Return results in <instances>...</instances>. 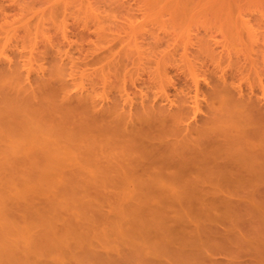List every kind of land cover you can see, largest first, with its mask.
<instances>
[{
    "label": "bare ground",
    "instance_id": "1",
    "mask_svg": "<svg viewBox=\"0 0 264 264\" xmlns=\"http://www.w3.org/2000/svg\"><path fill=\"white\" fill-rule=\"evenodd\" d=\"M5 4L3 5V2L0 1L1 16L8 9H6ZM13 15H16V13ZM19 15L17 14L19 18L16 19H6L3 23L0 21V263L3 259L5 260L4 257H9L12 262L17 258L19 250L26 249L31 252L34 250L35 253L39 254V252L47 251L45 247L47 246L48 248L49 246L50 249L47 252H51L59 244V246H62L70 242L69 240L72 237L75 238L78 235L77 238L79 239L83 234L79 236L81 232L79 228L75 229L77 223L75 225L72 223L71 216L62 218V214L65 217L64 209L72 210L76 222L80 218L88 220L85 225L80 224L82 222L77 224L78 226H85L86 235L88 236H86V240L92 237L98 238L100 237L99 235L105 237L103 235V225H101V223L104 224L105 216L103 217V213L99 209L101 206V204H98L100 203L99 199H96L98 203L94 202V205H92V199L89 200L86 197L90 192H95L98 195L107 193L115 195L114 209L116 208V211L119 210V213H117L118 211L116 212L119 214V216L117 215L118 218L124 217L123 222L129 221L131 224V218L141 214V217L139 215L136 222L133 218L132 224L135 223V226L141 229L143 227L144 229L142 230H146V227L149 228L150 224L153 228L154 221H156L155 225L160 224L161 227L163 226L162 222L165 223L164 218H162L161 223H158L161 217L157 215H162L161 213L158 214L159 211H171L168 213L169 218L171 217L170 213H172L174 220L182 216L180 223H183L182 225L185 224L186 227L187 222L190 220L189 211L192 213V210H197L203 214L224 211L230 215L244 209L248 210L251 208V210H255L257 206L264 209V85L261 84L263 80L262 82L259 81L260 83L258 84L261 86L258 89H261L257 90V92L256 84L247 80L252 76L246 77L248 76L247 72H250L247 71L249 65L248 67L246 65L247 68L244 69L246 72L239 67L242 76L239 81L241 82L247 78L246 80L249 82L247 84L249 85L247 87L249 91L246 92L243 84L235 80L236 76H238L236 75L237 70L235 74L232 72L236 65L241 64V62L236 63L234 69H230L231 75L225 73L226 71L220 73V71H217V67L213 70L205 68L206 71L204 70L203 73L205 77L201 81L196 76V71L198 70L196 65L198 63L196 65L184 64L180 66L177 70L182 71L185 76L183 77L177 70L176 72L172 68L167 67L166 63H162L159 57L160 61L156 63L157 66L155 64L152 66L155 69L152 73L154 77H149L150 82L149 79L148 82L145 81V77L144 81L141 82H139L141 79H135L134 77V79H131L132 86L140 91L138 97L133 94L135 95L134 98L130 92L136 93V91H133L126 81L130 75L132 78L134 73L141 70L136 72H134V68V71L128 70L130 64L127 61L130 60L131 57L129 58L128 56L131 54H128V56L126 54L129 51H125V54L115 49L119 53L116 55L112 45L113 47L111 48L106 46L109 51L95 55V51L98 52L102 48L97 50L94 47L96 50L94 49V52H91L92 55L89 51L86 52L87 54L89 52L91 56L86 55L84 57L81 53L84 59L93 57L89 60L85 59L78 65L77 61L79 60H74L77 56L69 58V48V51L65 54L73 62L68 67V62L64 59L65 54H63L67 49L64 51L62 43V45H54L51 43L53 42L52 40L49 45L46 39L44 41L46 43H43L44 46L41 45L43 47H41V50H39V47L35 48L33 47L34 45L32 46V39L36 38L37 35L40 37V33L43 34L44 32L42 27L37 24L39 18L36 23L34 22V24H37L34 31L32 29V21L27 17L29 15H25L28 20L25 16L20 17ZM50 15L53 16L54 14L51 12ZM7 17L9 16L7 15ZM49 18L51 17H47V19ZM42 26L45 28L44 24ZM20 29L23 30L22 35H19ZM41 30L43 31L41 32ZM65 34L67 33L65 32ZM43 35H46V33ZM101 38L104 39V37ZM105 38H108L107 35ZM64 42L66 43V41ZM32 47L38 49V55L34 54L35 49ZM186 49H189V47ZM136 52L138 53V51ZM121 53H124L129 59L125 60L123 58L124 55ZM33 54L34 56L36 55V58ZM145 54L147 53L145 52ZM165 56L163 58L165 59L164 61L167 59ZM156 57L155 59L158 60ZM78 58L80 57L78 56ZM216 59L218 58L216 57ZM80 60L82 59L80 58ZM139 60L141 61V58ZM34 61L40 63L33 68L32 63ZM46 61L52 62L51 65H54V70L49 68L52 70L49 71L50 73L48 72L49 76H46L48 75L46 73L48 69L45 68ZM140 61L137 63L138 65ZM149 61L150 59L147 62ZM180 62L177 66L182 65ZM216 62L215 60L214 63ZM96 64L101 66L100 68L97 67L94 72L92 68ZM137 64L135 65L134 63L133 66L135 65L136 67ZM217 64L219 68L221 64L219 62ZM88 67L91 68L89 73L93 72L96 75L90 76V73L87 76V78H95H88V80L92 79L89 80L90 83L86 82L90 88L87 89V93L84 90L85 93L80 91L82 89L77 90V85L80 86L79 83L76 85V91L73 92V83H70L66 78L78 74L80 70L85 74ZM229 67L231 66L229 65ZM252 69L251 65L249 70ZM78 70L79 72L76 73ZM32 72L35 73L34 83H32ZM142 75L144 74L142 73ZM190 75H192L191 80L189 79ZM255 75L257 74L253 76ZM78 76L82 78L80 75ZM72 79L74 80L75 78L72 77ZM33 84H36V86H33ZM100 87L104 88L100 91L104 90L105 92V89L111 88L112 90L115 89L116 92H113V95L110 94L112 96L104 103L102 99L105 98L101 100L97 98V96L101 95V92L98 95ZM156 87L159 91L155 90L156 93H153ZM129 88L132 91L129 92ZM160 88L163 93L164 91L169 90L170 92L172 90L178 96V103L174 100L167 104L164 103L163 99L165 98L163 97L167 94L169 96V92H165L166 94L163 95L160 93ZM260 90L263 91L262 94ZM106 94L108 93L106 92ZM159 94L161 95L159 96ZM104 95L105 93L101 96ZM201 97L203 99H200ZM38 189L43 192L45 198L50 199V201H47L48 205L45 201L46 205L44 207L46 209H43L44 207L38 208L40 211L44 210V212L40 213L37 210L40 215L35 212L36 218H34V213L31 212H34V208L37 209V207H34L30 212L28 206L33 207L34 205H31L30 199L27 201L30 204L26 203L23 208L26 207L24 210H27V213L29 212L30 217L33 216L34 220L28 218L31 223H24L21 220L18 222L7 216V213L11 212L12 207H14L13 200L18 199H13L12 196L7 197V195L4 197L5 194L3 193L8 192L15 197L21 198L22 196L23 198L27 194L33 196L39 191ZM240 193L243 196V193H245L246 198L249 195L248 198L251 197V199L247 201L241 197L242 200L233 198L238 194L241 195ZM256 195H258V198L259 196L263 197L260 201L255 202L254 197ZM78 197L80 198L78 199ZM8 199L12 200V203L9 202L11 203L10 207L7 205ZM26 199L28 198L26 197ZM20 200L18 201L20 202ZM109 201L110 199L107 202ZM15 203L18 204V202ZM5 205L9 208H6ZM95 206H98V208ZM23 208L21 207L22 210ZM51 208L53 212H51ZM124 209L130 210L127 211L128 213L134 212L129 213V216L128 213L122 211ZM145 209L146 211H154L153 216H156L155 219L152 215H149L150 218L147 219L146 223H143L141 220H144L147 214L144 211ZM47 210H51L50 214L54 213L53 216L48 215L49 212ZM138 211L140 212L139 214ZM143 211L145 214L142 213ZM100 212L103 219L99 214ZM186 212L188 214L182 215V213L185 214ZM67 213L70 215L69 211ZM92 213L93 216L96 214L94 220L91 218L92 215H90ZM195 213L198 217V213ZM225 213L222 214L225 215ZM178 214H181V216H176ZM203 214L200 213L199 215ZM207 216L209 217V215H206L203 218ZM39 218H41V221L38 220ZM122 218L119 219L120 222ZM63 219L65 222L61 226L63 229H61V227H57L56 223ZM66 219H70L71 222ZM117 219L116 222H118ZM151 219L154 220L152 221ZM198 219L196 218L195 221L197 220L198 222ZM98 220L101 221L98 223ZM174 220L171 221L174 222ZM116 222L114 227L116 225L117 231L118 226L121 227L123 222L118 224ZM149 222L151 223L148 224ZM200 223L201 225L195 222V225L200 231V235H203L202 227L206 230L207 228L202 225L203 222ZM130 224H127V229L128 231L131 229L132 232L134 227L129 228ZM39 225L40 227L43 225L45 229H36ZM98 225H101V227ZM98 227L100 228L99 230L96 229ZM180 227L184 228L183 226ZM164 228L162 227L163 231ZM166 228L169 230V234L164 235L168 230L165 232L159 231L161 232V237L162 235H169L173 236L171 237L172 240L173 238L175 239L177 235L174 236V234H177L178 231L175 232L174 228L170 229L169 226ZM157 229L161 230L160 227H157ZM75 230H77V233L74 232ZM101 230L103 232L99 233ZM185 230L186 228H184L183 232H186ZM78 231L80 232L79 234ZM124 231L126 230L123 229L122 232L119 231V234H117L121 236ZM138 232L140 234L142 232V235L144 234V231ZM88 234L94 235L90 237ZM156 234L152 235L155 236ZM149 235L147 233L146 237H149ZM205 235L207 236L208 234L204 232ZM164 236L160 237V239L169 238ZM54 237L58 239V243L52 240ZM146 237L141 236L143 239ZM138 239H140V236ZM180 239L184 240L186 237L183 238L181 236ZM167 240L171 242L170 238ZM166 243L167 241H164V246ZM161 244L163 245V242ZM161 244L158 245V248L161 247ZM169 245L172 247V244L169 243L167 246ZM42 246H44L45 250L40 251ZM162 248L163 246L159 249ZM54 249L53 252L58 247Z\"/></svg>",
    "mask_w": 264,
    "mask_h": 264
},
{
    "label": "rangeland",
    "instance_id": "2",
    "mask_svg": "<svg viewBox=\"0 0 264 264\" xmlns=\"http://www.w3.org/2000/svg\"><path fill=\"white\" fill-rule=\"evenodd\" d=\"M0 1L3 2V5L5 3H7L5 5H6V9L8 8L7 14H6V12H7L6 11V12H4V14H2V16L0 15V19H1L0 21L2 23L4 21H6V19L12 20V19L19 18L17 16V14L18 15L22 14V15H19L20 17H23L27 14L30 16V17L29 16H27V17H28V19L30 18L29 20L32 21V29L34 31L36 30L35 25L38 24L39 26L42 27V29L44 30L43 34L46 33V35H43L40 33V37L38 35L36 36V38L39 37L37 39V41H35V39H36L35 37L32 39V46L34 45L33 47H35V48L39 47L40 48L39 50H41V47L44 46L43 43L44 44L46 43V42H44V41H46V39H47V42H49V45L51 43L54 45L55 44H57V45L63 44L64 51H65V49H67L66 52H63V54L67 53V51H69V48H70V52H69L70 56L69 55L68 56H69V58H74L75 56H77V58L75 57L74 60L75 61L79 60V61H77L78 65L80 62L82 63L86 59V58L84 59L82 57L83 56L86 57V55L91 56L92 55L91 52L92 51L94 52L95 48L97 50L102 48V49L98 50V52L95 51V53H94L95 55L101 54V52L105 53V52L109 51L108 48H106V46L110 47V48L114 46V51H115V49H117L116 51L119 50L120 52H124L125 54H126V52L129 51L126 54V56H128V54H131L128 56L129 58L131 57L130 60L127 61L130 64L128 67V70H130V69L133 70V68L135 70V71L133 70L134 72H136L137 70H141V71H137L136 73H134L132 78L130 75L126 81L127 85L129 87H131L133 89V91H136V93L135 92L132 93V92H130V91H132V90H130L131 88H129V92L132 95L136 94L137 95L136 97H138L140 95L139 94L140 91L138 88H134L132 86L131 79H134V78L139 79V80L141 79L140 81L138 80L139 82H141V81H144V77H145V81L148 82V79H149V82H150L151 81L150 78L152 76L154 77V75L152 73H153L155 68H153L152 66L154 64L156 65V63H158L160 60H162V63H166V66L170 67V69L172 68V70H174V71L179 69V67L183 66L184 64L196 65V63H198L196 65L197 66L196 68H198V70L196 71L197 72L196 76L199 77L198 79H200L201 81H203V79L205 77L203 73H204V70L206 71V69L207 70H213L214 68L217 67L216 69H217V71H220V73H224L226 71L225 73H228V75L229 74L231 75L232 73H230V72L232 69H234L235 64L238 62H241L242 65L239 63L240 66L236 65V68L234 70H232V72L234 74L236 73V70H237L236 75H238V76H236L237 78H235L236 82L242 83L246 92L249 91V88H247V87H249V85H247L249 83L248 81H250V83L253 81L256 84V86H257L256 91L261 89V88L258 89V87L261 86L258 83L262 82V80H263V82L261 84L264 85V0H0ZM10 9L12 10V12ZM9 10H10V13H9ZM51 10H53V11H51ZM17 12H19V13H17ZM51 12H52V14H54L53 16L50 15ZM15 13H16V15H13ZM7 15L9 17H7ZM42 16L46 19H44ZM47 17H51V18L47 19ZM4 18H5V20H4ZM25 18H26V16H25ZM38 18H39V20L37 22ZM20 19H22V18H20ZM39 21H40V23H39ZM34 22L35 23L37 22V24H34ZM43 24L45 25V28H44V26H42ZM18 25H20V24H18ZM43 30H41V32ZM22 32H23V30L20 29L19 35L20 34L22 35L23 34ZM65 32L67 34H65ZM109 34H110V36H109ZM75 35H77V36H75ZM106 35L108 37L107 39L105 38ZM100 36L104 37V39L101 38ZM47 37H49V38H47ZM66 37H67V39H66ZM69 37H70V39H69ZM41 38L43 41L41 40ZM98 39H100V40L97 41ZM52 40H53V42L50 43V41H52ZM69 40H71V41H69ZM101 40H102V42H100ZM64 41H66V43ZM107 41H109V42H107ZM121 41L123 42V44ZM36 44H38V45H36ZM110 44H111V46H109ZM69 45H70V47H69ZM119 46H123V47H119ZM188 47H189V49H186ZM35 48H33V49H35ZM71 48H72V50H71ZM82 49H84V50H82ZM139 50H140V52H139ZM172 50H174V51L172 52ZM87 51H89L91 55H89V52L87 54L86 53ZM136 51H138V53ZM188 51H189V53H188ZM38 52H39L38 49L34 50V54L36 53V55H38L37 54ZM145 52L147 54H145ZM81 53L83 56H81ZM124 53H121L124 55L123 58L125 60L129 59L128 57L125 56ZM157 53H158V55H157ZM164 53H165V55L166 54L167 55L165 56ZM34 54H33V56H34ZM115 54L118 55L119 53L116 52ZM71 55H73V56H71ZM170 55H172L173 57L172 56L170 57ZM66 56H67V54H65L64 59L68 62V67H70L73 61H72V59L69 60V58ZM78 56L82 60H80V58H78ZM164 56H165V58H167L166 61H164L165 59H163ZM92 57H89V59H91ZM142 57H144L145 59ZM148 57H150V58H148ZM155 57L158 58V60L155 59ZM159 57H160V60H159ZM194 57H196V58H194ZM216 57L218 59H216ZM140 58H141V61L139 60ZM193 58H194V60H193ZM246 58H247V60H246ZM52 59H53V57H52ZM89 59H86V60H89ZM148 59H150V61H149L150 63L147 62ZM183 59H184V61H183ZM134 60H135V62H134ZM138 60L140 61L139 65L137 64L139 62ZM154 60H155V62H154ZM181 60L183 63L180 62ZM215 60L217 62H219V64H221L222 66L219 65V68H218L217 62L214 63ZM69 61H71V62H69ZM178 61L182 65L177 66V64H179ZM186 61H187V63H186ZM188 61H189V63H188ZM191 61H194V62H191ZM142 62H143V64H142ZM145 62H146V64H145ZM167 62L169 65L167 64ZM247 62H249V63H247ZM39 63L40 62H38V61L37 62L34 61L32 63L33 68H34V66H38L37 64H39ZM134 63H135V65L137 64L136 67H135V65L133 66ZM51 64H52V62L46 61L45 68H47L48 70H46V69L45 70L47 71L46 72L47 74L49 71H52L50 69L54 67V65L52 66ZM175 64H176V67H175ZM140 65L143 67H141ZM144 65H146V66H144ZM201 65H203V66H201ZM211 65H213V66H211ZM229 65L231 67H229ZM246 65H247V67L249 65L247 71H250V72H247L248 76L245 75L246 77L249 78L250 75L253 76L254 74H257V75L259 74V75L258 76L255 75L253 77L251 76V78H249V79L246 78L248 81L246 79H244L243 81L240 82L239 80H240V77H242V76H241V72L239 71V67H241V69L244 70L247 68ZM251 65H252L253 69L249 70V68L251 69ZM92 66H94V65H92ZM100 66L101 65L98 64V66H97V64H96L95 67L92 68V71L94 70V72H95L97 67L100 68ZM257 66H258V68H257ZM130 67H132V68H130ZM210 67H211V69H210ZM222 67H223V69H222ZM90 69L91 68L88 67L87 73H85V74L81 70H80V72L78 70L76 72V73L79 72L78 74H76L77 76L76 75H74L75 77L74 76H70V77L68 76L66 78L69 80L70 83H73V85H72L73 86V92L76 91V85L80 83L81 88L79 85H77V90L82 89L80 91L84 90L87 93V89L90 88V87H88V85H89L88 83H90L89 80H92V79L88 80V78H93V77L87 78V76H88V74L90 75V73H91L90 76L94 75L93 72L89 73ZM53 70H54V68H53ZM221 70H222V72H221ZM253 70H254V72H253ZM244 71L246 72V70H244ZM34 72H35V70H34ZM34 72H32V83H34V81H35L34 78H35L36 72L35 73ZM259 72H261L262 74ZM40 73H42V72H40ZM142 73L144 75H142ZM178 73H181L180 75L185 77L182 74V71L179 70ZM78 75H80L82 78L85 76V78H87V79H85V78L82 79ZM201 75H203V76H201ZM46 76H49V74ZM94 76H96V75H94ZM191 76L192 75L189 76L190 80H191ZM72 77L75 79L77 77V79L73 80ZM136 77H138V78H136ZM70 79H72V81H70ZM93 79H95V78H93ZM253 79L257 82H255ZM81 80H85V81L81 82ZM77 81H80V82L77 83ZM86 82H88V83H86ZM83 83H86V84H83ZM33 86H36V84L35 85L33 84ZM82 86H84V87H82ZM83 88H85V89H83ZM101 89H104V88H102V87L99 88L98 95H99V92H101V95H103L105 93V95H107L108 97L105 95L104 96L99 95V96H97V98L100 100L102 98H105V99H102L104 101V103L109 100L108 98H110L113 95V92L114 93L116 92L115 89H113V90H115V91H113L111 88L105 89V92H104V90L100 91ZM135 89H137V90H135ZM246 89H248V90H246ZM155 90H157V87L154 88L153 93H156ZM161 90L162 89L160 88V91ZM110 91H111V93H110ZM157 91H159V89ZM171 91L172 90H170V92H169V90L164 91V93L162 91L160 92L163 95L166 94L165 92H167V93L169 92V96H167L168 95L167 94L163 97L165 99H163L161 97L165 101L164 103H166V104L172 100H174L175 102L178 103V96H176L175 93L173 91L172 92ZM106 92L108 94H106ZM262 92L263 91L260 90L261 94H262ZM110 94H112V95H110ZM131 94H130V96L132 97ZM161 94H159V96ZM133 96L135 98V95H133ZM200 99H203V97H201ZM216 106H217V104H216ZM201 112H204V111H201ZM200 116H201V114H200ZM36 190H35V192H36ZM38 190L39 191L36 192L35 194H33V196H30V194H27L28 196L26 195V197L28 199H26L25 195L23 196V198L21 196V198H22L21 199L19 197H15L14 195H12V193H8V192L3 193V194H5L4 197L7 195V197L12 196L13 199L14 198H16L18 200L21 199L20 202L18 200H13L15 205L13 204L14 207H12L11 212H8L5 209L6 212H8L7 216H10L11 219L13 218V220L15 219L18 222L21 220L22 222L24 221V223L25 222L31 223L28 220V218H32L31 220H34L33 216H34V218H36L35 212H37V210L40 213H42V211L44 212V210L40 211V209H38V208L39 207L43 208L44 205H46L47 201H50L49 198L47 199V197L46 198L44 197L43 192H41L40 189H38ZM43 191H45V190H43ZM90 193H88L86 195V197H88L89 200L92 199V201H93L92 205H94V202L98 203L97 202L98 199L100 202L98 204H101L99 209H101L100 211H102L103 217L105 216L104 217L105 221H103L104 224L101 223V225H103L102 226V228L104 229L103 235H105V237L99 235L100 237L96 236L98 238L92 237V238H89L86 240L87 231L85 230V226H82V225L78 226L77 224H78V222H82L80 224L85 225L87 223L86 221H88V220H82L80 218L81 220L77 219L78 222H76V220L74 219V216L72 214L73 213L72 210L64 209L66 212L69 211L70 215H68V213L66 214V212L64 211L65 217L62 214V218H69L71 216L72 223L74 225L77 223L75 225V229L79 228V231L81 232L80 233L78 231V234L80 233L79 236H81V234H83L81 236L82 238L79 237V239H78L77 238L78 235L75 238L72 237L69 240L70 242L65 243V245L59 246L60 245L59 244L57 246L58 249H56L57 247L55 248L56 249L55 252H53V249H54L53 248L51 251L52 253L47 252L48 249H50L49 246H48V248H47V246L45 247L47 249V251L45 250L44 246L40 247V251H42V250H45V251L41 252V253L39 252V254L35 253L34 250L32 252L29 250H26V249L25 250H19L18 251L19 253L17 254V258H15L12 262L10 261L9 257H4L5 260L2 258L3 261L0 264H215V263L216 264H264V209H262L258 206L257 207L254 206L255 210L254 209L251 210V208L248 210L244 209L240 212L231 213L230 215L226 214L224 211L223 212L222 211H217V212L215 211V212H212V214L211 213L210 214H203L202 212H198L197 210H192V213H195V212L198 213V217H197L196 213L193 214L194 216H196V218H199L198 222H197V220L195 221L196 218H194V216L191 215L192 213L190 211H189L190 214H188L187 212L185 214L182 213V215H186V214L190 215V220L187 222L188 226L186 224V227H185V224L182 225L183 223H180V218L182 217L181 214L176 215L178 217L180 215L181 217L178 219L176 218L177 220H174L175 218L172 217V213H170L171 217L169 218L168 213L171 211H159L158 214L161 213L162 215H157V216L161 217L160 222H158V223H161V221L163 220L162 218H164L165 223H166V226H165V223L162 222L163 223L162 227H165L164 231H163L160 224L155 225L156 221H154V223H153V228L151 227V224H150L151 222H149L148 224H150V227L148 228L145 226L146 230H142V229H144L143 227L141 229V228H138V226H135V223L132 224L133 218L135 219L134 221L136 222L138 216L140 215V217H141V214H139L140 213L139 211H138L139 215H136L135 217L131 218L132 219L131 224L127 220H126L127 222H123L124 217L118 218L119 214H117V213H119V210H117L118 211L117 212L115 210L116 208L114 209L115 195L109 194V193H107L105 195H100V194L98 195L95 192H92L90 195ZM44 194H45V192H44ZM243 194H244V196L242 194L241 195L238 194L239 196L237 195V196H234V197L232 196V197L235 199L243 198V200L245 199L247 201H248V199H251V197L248 198L249 195H247V198H246L245 193H243ZM80 197H78V199ZM262 197L263 196H259V198H258V195H256L254 197V201L255 202L260 201V199ZM88 198H86V199H88ZM23 199H25V200H23ZM84 199H85V197H84ZM109 199L111 202L110 201L107 202ZM28 200H30L29 202H32L31 205L34 204L33 207L30 206L31 208L28 206L30 212L32 211V209L34 207H37V209L34 208V210H33L34 212H31V213H34L33 216H31V217L28 214L29 212L27 213V210L26 211L24 210V208H26V207L23 208V205H26V203L27 204L29 203V202H27ZM11 201L12 200L8 199L7 202L9 203ZM45 201H46V203H45ZM15 202H18V204ZM8 203H7V205H9V207H10V204L12 202L9 204ZM49 203H51V202H49ZM96 203H95V205H96ZM82 204H84V203H82ZM47 205H48V203H47ZM49 205H51V204H49ZM5 207H6V205H5ZM9 207L7 206L6 208H9ZM21 207L23 208V210L21 209ZM46 207H48V206H46ZM95 207L98 208V206H95ZM257 208H260V209H257ZM43 209H46V208L44 207ZM49 209H50V207H49ZM5 210H4V212H5ZM1 211H3V210H1ZM50 211L51 210H49V211L47 210V212H49L48 215L53 216L54 213L50 214ZM122 211L124 213H128L127 211H130V210L124 209ZM144 211L147 212V214L144 217V220H141V221H143V223L144 222L146 223L147 219L150 218L149 215L153 216L154 211H152V210L146 211V209ZM144 211L142 213H144ZM151 211H152V213H151ZM39 212H37V215H40ZM51 212H53V209ZM131 212L133 213L134 211H131ZM131 212H129V213H131ZM1 213H3V212H1ZM156 213H154V214H156ZM200 213L203 215H199ZM222 213H225V215ZM99 214L102 218L101 212ZM2 215H4V213ZM5 215H6V213H5ZM90 215H92L91 218L93 220L96 218V214H94V216H93V213ZM121 215L123 216V214H121ZM206 215H209V217L207 216L208 218L207 217L203 218V216H206ZM97 216H99V215L97 214ZM129 216H130V214H129ZM129 216H128V218H129ZM191 216H193V217H191ZM199 216H201V217H199ZM125 217L127 218V216H125ZM155 217L153 216L154 219H155ZM120 218H122L121 222L119 220ZM171 218H173V219H171ZM40 219L41 218H39L38 220H40ZM99 219H100V217H99ZM116 219L118 220V222H116ZM154 219H151V220L153 221ZM66 220H68V222H71L70 219H66ZM128 220H130V219H128ZM171 220L172 221L174 220V222H172ZM57 221H55V222H57ZM100 221L98 220L97 222L99 223ZM148 221H150V220H148ZM199 221L203 222L202 225H204L207 228V230H206L204 227H202L203 228L202 230L205 232V234H208L209 236L211 234L210 238L208 235H207L208 237L206 235L204 236L203 231H202L203 235H200V231L196 228V225H195V222H196V224L199 223L201 225V223ZM22 222H20V223H22ZM64 222H65L64 219L58 221V223H56L58 225L57 227H61ZM115 222H116V224L122 223V222L124 224H126V225H124L122 223L121 227L118 226V230L122 229V228L125 229L126 231H124V234L128 233L127 236H126V234L124 235L123 233H122V235H124V236L118 235L119 231L122 232L123 229L116 231V228H117L116 225H115L116 228L114 227ZM169 222L171 225H173V227H171ZM181 222H183V221L181 220ZM33 223H35V221H33ZM127 224H130L129 228L134 227V230L132 231L133 234L131 232V229L128 231V229H127L128 225ZM40 225L36 229H40V230L45 229L43 225H42L43 227L42 226L40 227ZM101 225L100 226L98 225V226L101 227ZM141 225H142V223H141ZM157 225H159V226H157ZM147 226H149V225H147ZM154 226H155V229H154ZM156 226L158 228L160 227L161 230H158V229L156 230V228H157ZM167 226H169L170 229L174 228L175 232L178 231L177 234L175 232H174L175 234L173 233L174 236L175 235L178 236V238H177V236L175 237V239L173 238L174 241L171 239V237H173V236H169V235L164 236L165 234H169V230L166 228ZM180 226H183L184 228H186V230H185L186 232H183L184 228H182ZM99 227L96 229L99 230L100 229ZM57 229H59V228H57ZM61 229H63V228L61 227ZM61 229H59V230H61ZM92 230H94V229H92ZM167 230H168V232L164 233V235H162V237L163 236L169 237L172 243L169 240H167L169 238H167V239L163 238L162 240L160 239L161 232H159V231L165 232ZM35 231H38V230H35ZM76 231L77 230H75L74 232L77 233ZM138 231H144L145 235L144 234L142 235V232L140 234V232H138ZM100 232L102 233L103 231L101 230V231H99V233ZM129 232H131V233H129ZM134 232L138 233L139 235L135 234ZM171 232H173V231H171ZM147 233L150 234L149 235L150 239H149V237H146ZM180 233H182L181 236L183 238H185V237H186V239L188 238L187 240L184 239L186 242L183 239H180L181 238ZM152 234H156V235L154 236ZM159 234H160V236H159ZM91 235H94V234H91ZM91 235H89V236L91 237ZM132 235H134V236H132ZM136 235H138V236H136ZM139 236H140V239H138ZM141 236H144L146 238L143 239V238H141ZM135 237H137V238H135ZM201 237H203V239H201ZM189 238H193V239H189ZM146 239H148V240H146ZM157 239H158V241H157ZM52 240H54L58 243L57 238L54 237V239H52ZM164 241L165 242L167 241V243H166L167 245L169 243L172 244V247H170V245L167 246L166 244L164 246ZM168 241H169V243H168ZM162 242H163V245L161 244ZM154 244L157 246H155ZM160 244H161V247L163 246L164 249L163 248L159 249L161 247L158 248V245H160ZM155 247H156V250H155ZM51 248H52V245H51Z\"/></svg>",
    "mask_w": 264,
    "mask_h": 264
}]
</instances>
